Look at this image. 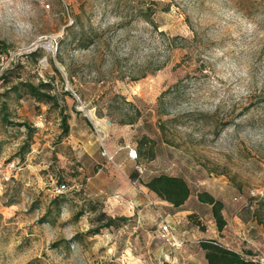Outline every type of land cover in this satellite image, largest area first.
I'll list each match as a JSON object with an SVG mask.
<instances>
[{
    "label": "rangeland",
    "instance_id": "374dc122",
    "mask_svg": "<svg viewBox=\"0 0 264 264\" xmlns=\"http://www.w3.org/2000/svg\"><path fill=\"white\" fill-rule=\"evenodd\" d=\"M40 81L54 104L22 85ZM4 91L31 130L0 119V264H204L205 239L264 257V0H0ZM136 162L187 181L182 248L159 237Z\"/></svg>",
    "mask_w": 264,
    "mask_h": 264
},
{
    "label": "trees",
    "instance_id": "16d2710c",
    "mask_svg": "<svg viewBox=\"0 0 264 264\" xmlns=\"http://www.w3.org/2000/svg\"><path fill=\"white\" fill-rule=\"evenodd\" d=\"M55 70L58 72L57 68ZM23 87L26 91L37 101H43L50 104H54L57 99L54 93H51L49 89H47L48 84L46 82L40 81L37 84L31 82H23ZM10 89V88H8ZM12 89H17V86H12ZM7 91L1 92L0 96L4 97ZM60 124L62 126V131L64 134L68 132L69 124L67 122V116L63 111L60 109ZM0 119L5 124H12L17 126H25L28 131V137L30 136V126L24 121H16L12 120L9 117L7 111V103L4 98L0 100ZM29 143L26 141L24 142L17 153L20 158L23 157L22 152L27 151ZM22 150V152H21ZM140 174L136 169L135 172L130 174V179L137 181L139 180L141 184H143L147 189L153 192L158 198L161 200L167 201L168 203L172 204L173 206H180L182 205L186 199L190 196V187L187 181L179 175H172L167 173H159L156 175L151 176L147 180L140 179ZM59 195H55L51 201H57ZM197 199L202 203H207L211 207V213L216 223L217 229L222 230L223 226L226 224V220L223 216L222 209H223V202L214 197L211 193L206 190H202L196 193ZM252 207V204H250ZM82 211H77L76 216H79ZM100 218H105V222L101 224V226L108 227L114 223V217L108 216L105 212L99 213ZM256 219L259 223L264 226V218L257 215ZM93 228L89 230L91 233H97L100 227ZM214 239H205L200 241V247L204 250V256L207 261V264H259L257 262L248 260L243 258L238 252L234 249H230L224 245L217 243Z\"/></svg>",
    "mask_w": 264,
    "mask_h": 264
},
{
    "label": "built area",
    "instance_id": "2783aa9c",
    "mask_svg": "<svg viewBox=\"0 0 264 264\" xmlns=\"http://www.w3.org/2000/svg\"><path fill=\"white\" fill-rule=\"evenodd\" d=\"M127 156L130 159L135 160L137 158V150L133 147L128 146ZM134 167L139 173H142L144 170L142 165L137 163V162L134 164ZM66 189H67L66 184L64 182H59V183H56L52 187V193H53V195H59V194H62ZM147 202L149 204L155 205V202L150 198H147ZM156 213H157V216L159 217V235H160V237L170 247H172L174 249L182 248L185 245L186 240L183 239L182 237H180L176 233L175 226L170 221V219L168 218V215L165 214L159 208L156 209ZM214 243H217V242H214ZM226 247L233 249L229 246H226ZM235 251L238 252L245 259L257 262L259 264H264V257H257V256H254L252 254H247V253H244V252H241L238 250H235Z\"/></svg>",
    "mask_w": 264,
    "mask_h": 264
},
{
    "label": "crops",
    "instance_id": "0c3cea01",
    "mask_svg": "<svg viewBox=\"0 0 264 264\" xmlns=\"http://www.w3.org/2000/svg\"><path fill=\"white\" fill-rule=\"evenodd\" d=\"M117 164H119L121 166V164H125V163H123L122 159L121 160L118 159ZM133 172H135V171H130L126 175H127L128 179L130 180V182H132V183L135 184L136 181L131 180L130 177H129L130 174H132ZM96 189H99V188H96ZM189 197L186 199V201L182 205H180L178 207L173 206L172 204L168 203L167 201L160 200V202L165 206L164 209H163V212L168 215V218L170 219L171 222H174L175 223V221H178L179 219H182V215L190 214V213L194 212V210H192V208H190V207L187 206V203L189 201ZM195 198L197 199V195L196 194H195ZM197 201H199V200L197 199ZM181 207H184V208H181ZM209 207H210V205H209ZM210 215H211V217H210L209 220L210 221H213L212 213H210ZM222 232H223V229L222 230H218V233H222ZM178 235L180 237H182L183 239H185V236L182 235L180 232L178 233ZM195 235H196V233H193L192 232V233H190V236H188V235H186V236H188L189 238H191V237H195ZM217 235L220 236V234H217ZM159 237H160V235H159ZM210 237H212V236H210ZM204 264H207L206 259H205Z\"/></svg>",
    "mask_w": 264,
    "mask_h": 264
},
{
    "label": "bare ground",
    "instance_id": "6f19581e",
    "mask_svg": "<svg viewBox=\"0 0 264 264\" xmlns=\"http://www.w3.org/2000/svg\"><path fill=\"white\" fill-rule=\"evenodd\" d=\"M94 118V117H93Z\"/></svg>",
    "mask_w": 264,
    "mask_h": 264
}]
</instances>
